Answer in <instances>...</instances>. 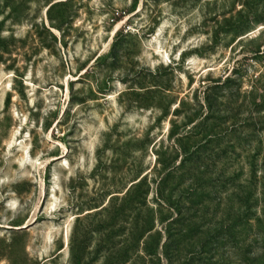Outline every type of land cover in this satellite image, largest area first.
Here are the masks:
<instances>
[{
    "label": "rangeland",
    "instance_id": "374dc122",
    "mask_svg": "<svg viewBox=\"0 0 264 264\" xmlns=\"http://www.w3.org/2000/svg\"><path fill=\"white\" fill-rule=\"evenodd\" d=\"M0 264H264V0H0Z\"/></svg>",
    "mask_w": 264,
    "mask_h": 264
},
{
    "label": "trees",
    "instance_id": "16d2710c",
    "mask_svg": "<svg viewBox=\"0 0 264 264\" xmlns=\"http://www.w3.org/2000/svg\"><path fill=\"white\" fill-rule=\"evenodd\" d=\"M229 81V80H228ZM230 82V81H229ZM209 142L207 141L206 144H208ZM200 144H197L196 147H199ZM181 165V164H180Z\"/></svg>",
    "mask_w": 264,
    "mask_h": 264
}]
</instances>
